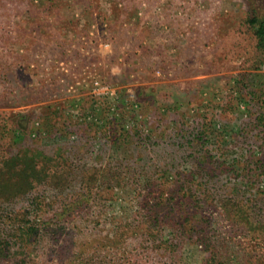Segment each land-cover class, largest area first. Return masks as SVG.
I'll return each mask as SVG.
<instances>
[{
	"label": "rangeland",
	"instance_id": "374dc122",
	"mask_svg": "<svg viewBox=\"0 0 264 264\" xmlns=\"http://www.w3.org/2000/svg\"><path fill=\"white\" fill-rule=\"evenodd\" d=\"M260 25L264 0H0V264H264Z\"/></svg>",
	"mask_w": 264,
	"mask_h": 264
},
{
	"label": "trees",
	"instance_id": "16d2710c",
	"mask_svg": "<svg viewBox=\"0 0 264 264\" xmlns=\"http://www.w3.org/2000/svg\"><path fill=\"white\" fill-rule=\"evenodd\" d=\"M257 19L254 17L252 19L249 20L250 24H254L256 23ZM257 33L258 35H262L264 33V28L262 25H260V27L257 29ZM30 178H34V176H29L27 178H25L27 180V182L30 181ZM36 218V216H33L32 221H34V219ZM27 222L24 223V225L20 228H17V232L19 237L21 238L22 235V240L24 239L25 241L23 242V244H29V243H35L38 239H42L43 234L47 233V229L48 226L37 223V222ZM149 236H155V234H151L150 232L147 233ZM22 244H20L19 246H21Z\"/></svg>",
	"mask_w": 264,
	"mask_h": 264
},
{
	"label": "crops",
	"instance_id": "0c3cea01",
	"mask_svg": "<svg viewBox=\"0 0 264 264\" xmlns=\"http://www.w3.org/2000/svg\"><path fill=\"white\" fill-rule=\"evenodd\" d=\"M145 42H144V44L143 45H141V47H142V51H143V48L145 47V46H147V47H149L150 46V44H149V42H148V40H144ZM153 45H155V44H153ZM140 48L138 47L137 48V50L136 51H138ZM156 53V51L155 52H153V54L155 55V56H157V54H155ZM127 54V53H126ZM135 57L137 58V59H139L140 57H141V55L140 54H138V55H135Z\"/></svg>",
	"mask_w": 264,
	"mask_h": 264
}]
</instances>
